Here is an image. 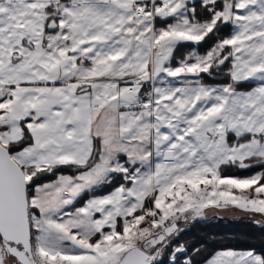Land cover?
I'll use <instances>...</instances> for the list:
<instances>
[{
	"label": "snow or ice",
	"instance_id": "1",
	"mask_svg": "<svg viewBox=\"0 0 264 264\" xmlns=\"http://www.w3.org/2000/svg\"><path fill=\"white\" fill-rule=\"evenodd\" d=\"M232 206L264 217V0H0V264H193L178 222Z\"/></svg>",
	"mask_w": 264,
	"mask_h": 264
},
{
	"label": "trees",
	"instance_id": "2",
	"mask_svg": "<svg viewBox=\"0 0 264 264\" xmlns=\"http://www.w3.org/2000/svg\"><path fill=\"white\" fill-rule=\"evenodd\" d=\"M229 31L222 33V35H228ZM203 50L201 49V51ZM208 82L212 83V81ZM61 171L65 174H70L71 172L68 169H62ZM224 171L225 174H248L236 168H229ZM55 178V176L42 177L41 182H47ZM108 191H111V188H107L102 192L89 193L84 198L87 199L91 195H104ZM172 245H183L188 255L191 256L193 264H204L213 254L224 250H254L264 254V225L256 224L248 218L239 220L221 218L195 219L192 224L187 225V228L179 234L178 238L172 242Z\"/></svg>",
	"mask_w": 264,
	"mask_h": 264
},
{
	"label": "rangeland",
	"instance_id": "3",
	"mask_svg": "<svg viewBox=\"0 0 264 264\" xmlns=\"http://www.w3.org/2000/svg\"><path fill=\"white\" fill-rule=\"evenodd\" d=\"M207 218H213V219H229V220H239L241 218H248L255 222L256 224L264 225V217H261L259 214H252L244 210H240L236 208L235 206L229 207L227 209H208L205 210V215L203 218H197L198 220L207 219ZM259 221V223H257ZM194 221L189 220L187 223L184 221H179V233L174 235L172 238V242L178 238L179 234L187 228V225L192 224ZM234 251V250H231ZM221 252V251H220ZM237 252H244V251H237ZM218 253V252H217ZM205 264V263H204Z\"/></svg>",
	"mask_w": 264,
	"mask_h": 264
},
{
	"label": "water",
	"instance_id": "4",
	"mask_svg": "<svg viewBox=\"0 0 264 264\" xmlns=\"http://www.w3.org/2000/svg\"><path fill=\"white\" fill-rule=\"evenodd\" d=\"M201 218H203V217H201ZM191 221H194V220H191ZM183 222V221H182ZM178 227H179V224H178Z\"/></svg>",
	"mask_w": 264,
	"mask_h": 264
}]
</instances>
